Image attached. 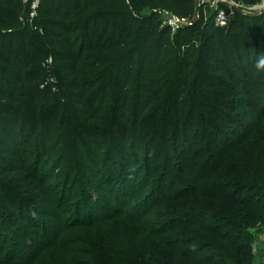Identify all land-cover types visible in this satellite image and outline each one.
I'll use <instances>...</instances> for the list:
<instances>
[{"label": "trees", "instance_id": "16d2710c", "mask_svg": "<svg viewBox=\"0 0 264 264\" xmlns=\"http://www.w3.org/2000/svg\"><path fill=\"white\" fill-rule=\"evenodd\" d=\"M235 1L254 5L263 0ZM195 9L194 0H40L32 20L22 0H0V190L5 184L22 186L30 180L25 177L28 161L22 158L21 133H26L28 144L36 141L46 150L53 145L54 133L62 131L81 135L97 157L90 178L98 175L100 186L111 188L120 161L107 154L102 163L98 158L110 125L107 107L118 98V114L125 117L134 98L138 109L147 112L156 97L173 98L176 85L187 91L198 37L207 27L203 19L191 21ZM159 10L190 19L191 24L172 32ZM236 20L243 42L236 40L235 47L230 28L213 24L207 29L205 54L212 80L201 84V103L182 101L183 109L191 106V122L197 114L201 120L203 113L213 116L208 127L204 128V121L199 127L212 134L224 125V112L215 117L208 111L207 104L214 103L209 96L230 94L247 85L246 78L255 69L251 58L261 54L264 44V14L239 13ZM172 46L182 50L181 61L165 58ZM260 126L249 137L221 131L227 141L219 155L198 160L192 177L180 180L184 190L168 199L153 221L145 219L151 213V200L134 207L131 216L120 212L118 222L93 238L83 233L73 240L39 243L40 250L56 248L64 253L61 257L55 252L59 264H255L251 229L264 223V129ZM186 135H191V128ZM78 150L82 154L85 149ZM35 183L42 187L40 180ZM118 189L112 198L122 206L123 195L130 191L127 179ZM8 198L10 215L0 213L27 224L36 236L50 233L51 225L41 218L36 199ZM81 214H75L76 227L95 226V221L80 223ZM12 243L14 249L17 243ZM28 253L22 264H33L40 255Z\"/></svg>", "mask_w": 264, "mask_h": 264}, {"label": "rangeland", "instance_id": "374dc122", "mask_svg": "<svg viewBox=\"0 0 264 264\" xmlns=\"http://www.w3.org/2000/svg\"><path fill=\"white\" fill-rule=\"evenodd\" d=\"M195 4L196 9L191 21L203 19V25L207 27L202 29L198 37V44L195 47V70L187 91L184 92L176 85L173 98L156 97V102L147 112L138 109L137 99L134 98L129 103L125 117H120L118 114L121 104L118 98H113L112 103L107 107L110 125L108 124L106 128L108 135L101 141L105 150L98 158L102 163L105 161L102 159L103 156L107 154L108 158L116 157L120 161L119 166L115 169L116 179L111 188L106 185L101 187L98 175L90 178L88 173L91 169L96 168L97 164L94 160L97 157L93 155V149L81 139V135H68L69 132L64 133L63 131L54 133L53 145L43 150L41 144L36 141L28 144L26 133H21V136L24 137V143H19L23 151L22 158H27L28 161L25 177H29L30 180H27L26 183L23 182L22 186L11 183L3 185L7 187L0 190V211L10 215L11 201L8 195L23 200L32 197L36 199V205L41 209V218L51 225L52 229L46 236H36L33 233L36 230L26 226L27 224L17 223L15 219L0 213V259L2 260L0 264L10 261L22 264L24 253L27 252L31 254L39 252L40 255L36 257L33 264H59L54 260L55 252L57 256L61 257L64 256V253H58L56 248L41 251V243L46 245L68 239L73 240L83 233L93 238L99 232L110 229L113 222L118 220L120 212L129 213L131 216L134 207L151 200L153 201L148 206L151 213L147 214L145 219L153 221L155 216L165 209L168 199L184 190L185 186L180 180L192 177L194 166L198 160H205L212 153L219 155V150L224 148L227 141V136H223L221 131H224L226 135L249 137L261 124L264 129V71L254 69L250 78H246L247 85L240 86L238 90L230 94H211L209 96L214 103L207 104L208 111L212 112L215 117L222 111L224 112L221 120L224 125L220 124L217 128L220 130L217 132L213 130V134L208 128L207 131L203 130V127L202 131L200 129L203 121L204 128L208 127V121L212 120L213 116L203 113V120H201L197 114V117L191 122V106L182 108L183 100L190 103H201V97L204 96L201 84L208 79L212 80V77L210 78L207 73L205 50L208 39L206 31L215 25V11L207 9L203 12L198 8L196 2ZM258 4L260 3L250 6ZM239 13L237 10V15ZM237 15L225 26L232 30L231 43L234 47L236 40L242 41L239 36ZM256 41L257 34L254 32L253 42L256 43ZM261 47L262 54L264 53L263 43ZM221 49L226 51L223 45H221ZM165 58L181 61L183 59L182 50L177 46H172ZM256 59L254 55L251 61L254 62ZM50 75L52 74L50 73ZM49 78L51 79L52 76ZM175 100L178 101L175 102ZM190 128L191 135L188 136L186 133ZM218 133L222 135V138L217 136ZM57 141H62V146L59 147ZM101 142H97L98 145ZM214 144L215 146H213ZM129 146L132 148L129 149ZM78 148L85 149L84 153L80 154ZM45 153H47V157L44 158L42 156ZM106 165L102 164V166ZM126 179L130 191L127 195L122 192L124 202L121 206L115 203L112 193L117 192L120 183ZM36 180H40L42 187L35 183ZM188 185L190 184L188 183ZM168 205L171 208H176V204ZM77 211L82 213L78 220L80 223L95 221V226L88 230L76 227L74 222L78 219H76L77 216L75 217ZM107 217H111V220L103 221ZM119 221L127 223L122 219ZM103 224L106 226L105 228H101L100 225ZM251 232L254 238L255 264H264V247L262 245L264 223L251 229ZM13 241L17 243L14 249H12ZM75 247L77 246H73V248Z\"/></svg>", "mask_w": 264, "mask_h": 264}, {"label": "built area", "instance_id": "2783aa9c", "mask_svg": "<svg viewBox=\"0 0 264 264\" xmlns=\"http://www.w3.org/2000/svg\"><path fill=\"white\" fill-rule=\"evenodd\" d=\"M199 9L205 12L207 9L215 11V25L217 27H225L234 16L237 15V10L243 15L259 16L264 13V0L255 6L246 5L235 0H194ZM27 7L30 19L34 20L37 17L40 0H22ZM158 15L163 20V24L169 27L172 32H176L181 28L191 24L190 19L180 18L167 10H159ZM264 247V239L262 241Z\"/></svg>", "mask_w": 264, "mask_h": 264}, {"label": "clouds", "instance_id": "9594fccd", "mask_svg": "<svg viewBox=\"0 0 264 264\" xmlns=\"http://www.w3.org/2000/svg\"><path fill=\"white\" fill-rule=\"evenodd\" d=\"M255 69L257 71H264V53L260 54L255 61Z\"/></svg>", "mask_w": 264, "mask_h": 264}]
</instances>
